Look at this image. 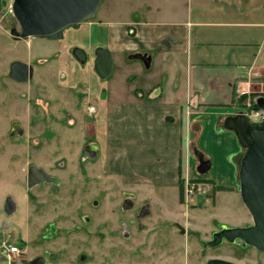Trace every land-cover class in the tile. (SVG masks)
<instances>
[{
  "label": "rangeland",
  "instance_id": "374dc122",
  "mask_svg": "<svg viewBox=\"0 0 264 264\" xmlns=\"http://www.w3.org/2000/svg\"><path fill=\"white\" fill-rule=\"evenodd\" d=\"M148 1L103 0L91 19L97 18L102 8L114 18L127 14L142 17L139 12ZM0 12L8 30L18 27L7 3ZM83 23L67 28V38L79 37L85 29ZM14 39L0 35V246L22 244L26 252L11 264H27L36 256H44V264H206L216 256L236 264H264V252L243 242L225 241L213 248L201 243L211 239L213 229H220L221 224L249 225L251 215L240 190L214 199L196 189L204 184L203 179H192L189 186L184 183L183 190L180 180L166 189L143 188L104 167L101 148L111 133L108 137L105 131L103 107L110 109L162 79L157 64L147 69L139 59L122 57L113 64L98 98L85 86H72L63 78L75 71L66 55L70 48H65L60 38ZM15 60L34 65L31 80L19 83L10 78ZM82 69L76 74L81 85L87 86L86 70ZM117 88L119 95L113 93ZM261 95L255 88L245 101L236 104L247 110L248 102L253 105ZM13 121L19 122L21 134H11ZM93 142L100 150L98 157L92 154ZM30 165L58 177L60 183L29 188ZM191 186L194 194L188 191ZM234 189L237 191V186ZM8 197L17 204L12 214L4 209ZM127 197L133 199L134 207L125 210ZM148 203L150 213L139 218L140 209Z\"/></svg>",
  "mask_w": 264,
  "mask_h": 264
},
{
  "label": "crops",
  "instance_id": "0c3cea01",
  "mask_svg": "<svg viewBox=\"0 0 264 264\" xmlns=\"http://www.w3.org/2000/svg\"><path fill=\"white\" fill-rule=\"evenodd\" d=\"M139 13L144 16L114 18L102 8L97 18L84 21L79 37L68 39L64 32L60 38L70 48L66 55L75 71L63 78L72 86H85L98 98L105 79L94 70L97 46L110 50L114 65L131 53H149L151 66L161 69L162 79L146 90H136L110 109L102 106L105 131L108 137L111 133L101 148L104 167L143 188L166 189L180 179L189 186L190 180L203 179L204 184L196 189L214 199L238 194L237 159L243 149L235 134L224 128L223 120L225 115L245 110L236 104L242 95L255 88L264 94V0H149ZM1 14L0 35L12 40ZM75 46L87 52L85 64L73 56ZM81 68L86 70L87 86L81 85L76 74ZM113 91L121 93L118 88ZM90 146L98 157L97 144ZM194 147L212 162L207 176H200L196 169ZM248 223H253L252 216ZM23 246H19L22 253L14 256L25 257Z\"/></svg>",
  "mask_w": 264,
  "mask_h": 264
},
{
  "label": "water",
  "instance_id": "95a60500",
  "mask_svg": "<svg viewBox=\"0 0 264 264\" xmlns=\"http://www.w3.org/2000/svg\"><path fill=\"white\" fill-rule=\"evenodd\" d=\"M102 1L14 0L12 14L18 27L11 28L10 33L17 40L29 37L59 39L67 28L75 27L91 19ZM72 54L82 64L88 61L87 52L79 46L73 47ZM94 55V70L100 78L106 79L113 71L112 54L108 48L97 46ZM128 59H139L149 69L152 56L149 53H131L128 55ZM33 74L34 66L27 62L15 60L10 65L9 76L16 82L26 83L32 79ZM255 104L264 110V95L256 97ZM223 126L236 135L238 143L243 149L237 159L238 179L242 200L252 216L253 223L245 227L223 225L220 230L212 234L211 239L202 240L201 243L203 247L213 248L221 245L225 240L231 243L241 241L245 245H251L264 252V118L260 121H252L245 110H241L225 115ZM22 132L18 121H14L11 134H21ZM92 154L95 156L96 151L92 150ZM194 154L199 162L196 167L198 173L201 175L208 173L212 167L211 160L207 159L197 147H194ZM41 183L59 184L60 179L40 167L30 165L27 173V186L32 188ZM132 207H134V201L131 197H127L123 202V208L128 210ZM4 209L7 214L16 211V203L13 198H7ZM149 213L150 205L145 204L138 217L142 218ZM140 227L143 226L140 225ZM8 262V255L0 250V263ZM45 262L44 256H37L26 261L27 264H44ZM207 264L236 263L223 258H211Z\"/></svg>",
  "mask_w": 264,
  "mask_h": 264
},
{
  "label": "built area",
  "instance_id": "2783aa9c",
  "mask_svg": "<svg viewBox=\"0 0 264 264\" xmlns=\"http://www.w3.org/2000/svg\"><path fill=\"white\" fill-rule=\"evenodd\" d=\"M5 3H7V8H8V12L12 13V4L14 0H4ZM248 109L245 110V113L249 116L250 120L251 117L255 118V120L252 121H260L264 118V110L259 108V109H255L252 107V105L248 102L247 104ZM93 109V108H92ZM192 189H188L189 193H192ZM2 249L4 251H7L9 253H15V254H20L22 252V250L20 249L19 246L14 245V244H7L4 243Z\"/></svg>",
  "mask_w": 264,
  "mask_h": 264
},
{
  "label": "trees",
  "instance_id": "16d2710c",
  "mask_svg": "<svg viewBox=\"0 0 264 264\" xmlns=\"http://www.w3.org/2000/svg\"><path fill=\"white\" fill-rule=\"evenodd\" d=\"M3 3H5V1H4V0H0V8H1V6L3 5ZM246 98H247V94H244V95H242V96L240 97L239 100H240V101H241V100L244 101ZM252 107L255 108V109H259V107H258L255 103H253ZM180 183H181V189L183 190L184 180H183V179H180Z\"/></svg>",
  "mask_w": 264,
  "mask_h": 264
},
{
  "label": "flooded vegetation",
  "instance_id": "af4514ba",
  "mask_svg": "<svg viewBox=\"0 0 264 264\" xmlns=\"http://www.w3.org/2000/svg\"><path fill=\"white\" fill-rule=\"evenodd\" d=\"M141 210V209H140ZM140 212V211H139ZM140 228H142V227H140ZM220 230V229H219ZM212 238V237H211ZM226 241V240H225ZM224 241V242H225ZM223 242V243H224ZM238 242V241H237ZM241 242V241H240ZM222 245V244H221ZM221 245H219V246H221ZM219 246H217V247H219ZM2 252H4L6 255H8V257H9V262L7 263V264H11V262L14 260V258H16L17 256H14L15 255V253H9V252H7V251H4L2 248L0 249ZM22 253V252H21ZM20 253V254H21ZM20 254H16V255H20ZM208 262V261H207ZM3 264V263H2ZM207 264V263H206Z\"/></svg>",
  "mask_w": 264,
  "mask_h": 264
}]
</instances>
